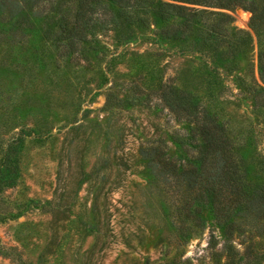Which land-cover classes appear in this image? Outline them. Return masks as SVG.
<instances>
[{
  "label": "rangeland",
  "instance_id": "rangeland-1",
  "mask_svg": "<svg viewBox=\"0 0 264 264\" xmlns=\"http://www.w3.org/2000/svg\"><path fill=\"white\" fill-rule=\"evenodd\" d=\"M166 1L233 18L215 39L199 34L198 15L184 42L160 33L179 17L161 19L150 6L127 7L129 23L117 17L124 28L105 23L96 36L106 53L91 55L94 68L69 89L65 80L52 89L48 133L24 138L18 184L0 200V264H228L209 243L211 232L221 235L200 202V178L193 182L186 172L200 160L194 120L177 117L153 88L179 85L184 72V95L197 109L206 105L228 118L235 133L257 138L264 154V108L254 104L252 90L264 86V15L254 19L244 4ZM156 140L166 145L160 158L168 166L141 153ZM237 234L239 255L264 237Z\"/></svg>",
  "mask_w": 264,
  "mask_h": 264
},
{
  "label": "trees",
  "instance_id": "trees-1",
  "mask_svg": "<svg viewBox=\"0 0 264 264\" xmlns=\"http://www.w3.org/2000/svg\"><path fill=\"white\" fill-rule=\"evenodd\" d=\"M180 1L225 8L244 4L253 11L254 19L264 15V0ZM149 6L161 19L172 13L179 17L160 28L161 36L171 41L184 42V34L192 30L198 15L203 16L199 34L215 39L223 37L225 25L233 18L229 13L198 10L166 0H0V200L8 188L18 184V158L24 138L42 139L50 129L46 101L52 89L62 80L69 89L86 69L94 68L90 56L106 53L96 33L106 27L107 21L114 23V28H124L118 18L129 23L133 12L127 7ZM211 13L216 16L209 21ZM259 71L264 82V50L259 53ZM179 79V85L160 83L153 90L160 91L177 117L194 120L200 137L194 140L200 160L186 172L193 182L200 178V202L208 207L220 229V237L210 233L209 243L228 264H261L264 237L256 243L257 249L248 244L242 255L233 242L235 233L264 234V154L257 148V138L235 133L229 119L209 106L197 109L198 104L184 95V72ZM144 81L151 85V78ZM41 83L52 87L41 90ZM252 90L254 104L264 108V86ZM141 153L152 165L172 163L160 158L166 153L162 140L142 146ZM4 209L0 208V214Z\"/></svg>",
  "mask_w": 264,
  "mask_h": 264
}]
</instances>
